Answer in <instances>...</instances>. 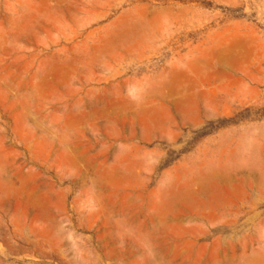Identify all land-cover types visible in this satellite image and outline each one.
<instances>
[{"label":"rangeland","instance_id":"1","mask_svg":"<svg viewBox=\"0 0 264 264\" xmlns=\"http://www.w3.org/2000/svg\"><path fill=\"white\" fill-rule=\"evenodd\" d=\"M0 264H264V0H0Z\"/></svg>","mask_w":264,"mask_h":264},{"label":"bare ground","instance_id":"2","mask_svg":"<svg viewBox=\"0 0 264 264\" xmlns=\"http://www.w3.org/2000/svg\"><path fill=\"white\" fill-rule=\"evenodd\" d=\"M137 5H138V4H137ZM142 5H143V4H141V6H142ZM157 8H158V7H157ZM137 9H139V8H137ZM168 11H169V10H168ZM125 13H126V12H125ZM127 13L129 14V12H127ZM170 13H171V12H170ZM131 14H132V13H131ZM161 14H162V13H161ZM170 16H171V15H170ZM117 20H119V19H117ZM158 24H159V23H158ZM158 24H157V25H158ZM145 35H146V34H145ZM125 43H126V42H125ZM125 43H124V45H125ZM108 44H109V43H108ZM127 44H128V43H127ZM122 45H123V44H122ZM107 47H108V46H107ZM108 49H109V48H108ZM162 77H163V76H162ZM162 77H161V78H162ZM214 171H215V170H214ZM216 172H217V169H216ZM219 173H220V172H219Z\"/></svg>","mask_w":264,"mask_h":264}]
</instances>
